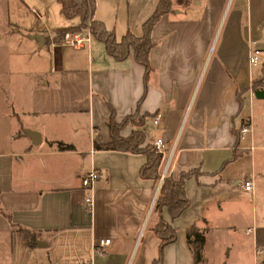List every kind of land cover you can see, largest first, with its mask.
Returning a JSON list of instances; mask_svg holds the SVG:
<instances>
[{
	"label": "crops",
	"instance_id": "crops-1",
	"mask_svg": "<svg viewBox=\"0 0 264 264\" xmlns=\"http://www.w3.org/2000/svg\"><path fill=\"white\" fill-rule=\"evenodd\" d=\"M157 1L95 0L94 16L116 39L127 28L139 36ZM5 7L31 17L25 31L3 19L14 48L0 69V264H151L159 180L139 175L144 153L93 145L96 137L110 140L111 107L121 120L138 102L144 142L164 141L159 172L166 159L171 176L199 169L184 183L187 207L173 219L162 208L176 238L163 247L161 264H264V159L255 156L262 145L253 130L240 137L238 128L251 116L242 112L250 99L241 90L251 67L264 62V0H171L150 30L146 74L131 50L116 58L94 34L78 48L52 44L78 21L60 12L58 0ZM251 46L260 50L255 64ZM2 58L0 50V65ZM25 129L40 139L32 142ZM56 140L72 147L60 149ZM91 166L101 174L88 209L80 177ZM243 179H252L251 190ZM191 224L204 236L197 263L185 237ZM22 228L34 234L31 243ZM100 237L110 241L93 254ZM255 244L263 251L254 254Z\"/></svg>",
	"mask_w": 264,
	"mask_h": 264
},
{
	"label": "trees",
	"instance_id": "trees-1",
	"mask_svg": "<svg viewBox=\"0 0 264 264\" xmlns=\"http://www.w3.org/2000/svg\"><path fill=\"white\" fill-rule=\"evenodd\" d=\"M60 12L65 16H78V21L75 25L63 26L58 30L60 37L64 30H77L84 27L87 22L91 26L92 34L105 44V49L108 54L116 58H124L131 50L137 61L141 62L145 74L150 69L149 50L154 44L150 39V30L154 25V21L163 13L169 11L171 0H158L153 12L142 22V33L137 36L129 28L116 39L112 29L107 28L101 20L94 16L95 0H58ZM261 72L258 76L251 78L253 86L263 85L262 78L264 77V62L262 63ZM145 85V82H144ZM241 102V98H239ZM139 102L134 111L126 113L121 120L114 117V109L111 107L109 111V119L107 121L108 131L110 132V140L106 143H100L98 138L94 139L93 145L104 146L106 148H118L122 150H132L145 154V159L139 168L141 177L152 178L155 182L159 180V164L161 153L157 152L149 142H144L145 133L142 129L145 112L138 114ZM127 123H131L132 128L127 135H122L119 131ZM56 146L60 149L72 147L70 143H64L56 140ZM198 167L189 168V170L180 171L177 176L170 174L162 176L157 195L153 203V224L152 230L159 238L158 255L152 259L151 264H161L163 259V247L174 240L176 237L175 227L166 220L162 215V208L166 207L170 219L175 218L188 205V197L184 191L185 180L190 177V174H197ZM22 233L28 243L34 239V234L26 228H22ZM185 237L191 251L194 254V263L202 260L201 247L204 242L202 229L197 225L191 224L185 230Z\"/></svg>",
	"mask_w": 264,
	"mask_h": 264
},
{
	"label": "built area",
	"instance_id": "built-area-1",
	"mask_svg": "<svg viewBox=\"0 0 264 264\" xmlns=\"http://www.w3.org/2000/svg\"><path fill=\"white\" fill-rule=\"evenodd\" d=\"M55 36V35H54ZM92 36V29L91 26H89V22L84 25L82 28H78L77 30H64L61 34V36L57 40H51L52 44H59V45H71L73 47L78 48L79 46H84L90 42ZM253 42V41H251ZM248 61L251 64H255L258 61L259 57V52L260 50L257 47L251 46L248 49ZM153 122L156 123L158 118H159V112H157L154 115ZM239 136L243 137L246 133H249L252 131V120L249 117L247 122H245L242 125H239ZM152 146H154L155 150L157 152L161 153V157H166L167 152L166 148L164 146V141L160 136H157L152 140ZM250 147H253V144H250ZM167 164L168 161L167 159L165 160V163H163L161 170L159 172V184L162 179V176L167 175ZM101 172L95 168L94 166H91L87 171H85L82 176L80 177L81 179V184L84 188V197H83V202L86 208L91 209L92 204H93V187L94 183L96 181V178L98 175H100ZM241 184L244 189L251 190L253 187V181L252 179H243L241 181ZM109 238L108 237H100L98 241L94 242L92 245V252L93 254H100L103 251V247L109 243ZM254 254H258L262 252L263 250L261 247L258 245L253 246ZM88 264H93L92 262H89Z\"/></svg>",
	"mask_w": 264,
	"mask_h": 264
},
{
	"label": "rangeland",
	"instance_id": "rangeland-1",
	"mask_svg": "<svg viewBox=\"0 0 264 264\" xmlns=\"http://www.w3.org/2000/svg\"><path fill=\"white\" fill-rule=\"evenodd\" d=\"M8 1L11 2L12 0H0V14H1L0 33L2 34L1 40H0V44H1L0 50L2 51V56H3L2 60L4 63V64L0 65V69H2L3 67H6V62H7V58L9 57V53H12L13 48H14L13 44H11V40L9 39V37H6L5 32L4 33L2 32L5 30L4 29L5 28L4 23H5L6 18L11 19L13 22L19 23L21 25V26L19 25V28H21L20 30L25 31V29H23V27L27 25L28 17H31V16L27 15L25 13V11L21 12L22 15L20 17H18L16 14L12 13V11L9 9H8L7 13H5V8H6L5 5ZM3 19H5V20L3 21ZM20 19H22V20H20ZM261 68H262V66H261L260 62H258L256 65H253V67H251V69H250L251 78L258 76L261 72ZM244 72L243 73L246 76L247 75V69ZM251 80L249 81L250 83H249L248 87L245 90H241V94L243 92L247 91L248 92L247 97H248V99H250L249 103L242 106V112H243V114L244 113H247V114L250 113L251 114V116H252V127H253L252 132H253L254 137H255L254 143L262 145L260 148H257L255 150V156L259 162V160L261 158L264 159V98L254 97L253 90L261 88V85H258V87H254L253 81H251ZM242 99H243V97H242ZM2 108H3V106L0 103V110H2ZM236 131L238 132V130H236Z\"/></svg>",
	"mask_w": 264,
	"mask_h": 264
},
{
	"label": "water",
	"instance_id": "water-1",
	"mask_svg": "<svg viewBox=\"0 0 264 264\" xmlns=\"http://www.w3.org/2000/svg\"><path fill=\"white\" fill-rule=\"evenodd\" d=\"M262 83H263V87L253 90L254 97L264 98V77L262 78ZM25 133L31 137L32 142H35L36 140L40 139V135L37 130L34 131L30 129H25ZM158 187H159V183L157 185V188ZM39 241H40L39 239L35 240L37 244L38 243L40 244Z\"/></svg>",
	"mask_w": 264,
	"mask_h": 264
}]
</instances>
